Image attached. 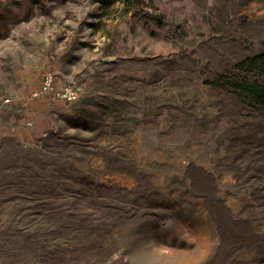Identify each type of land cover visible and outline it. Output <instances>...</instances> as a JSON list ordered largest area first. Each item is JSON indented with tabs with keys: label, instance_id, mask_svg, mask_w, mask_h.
Instances as JSON below:
<instances>
[{
	"label": "rangeland",
	"instance_id": "374dc122",
	"mask_svg": "<svg viewBox=\"0 0 264 264\" xmlns=\"http://www.w3.org/2000/svg\"><path fill=\"white\" fill-rule=\"evenodd\" d=\"M126 10L0 0V103L26 97L0 117V264H264V111L204 84L264 51V2ZM46 69L84 94L29 99Z\"/></svg>",
	"mask_w": 264,
	"mask_h": 264
},
{
	"label": "trees",
	"instance_id": "16d2710c",
	"mask_svg": "<svg viewBox=\"0 0 264 264\" xmlns=\"http://www.w3.org/2000/svg\"><path fill=\"white\" fill-rule=\"evenodd\" d=\"M118 0H98L101 6L109 7ZM131 11L144 0H120ZM152 3V0H149ZM264 2V0H262ZM152 16V15H150ZM155 17L159 20V17ZM161 21V20H159ZM236 70L222 73L212 79H205L204 84L217 89L230 90L249 107H258L264 111V51L250 58L239 61Z\"/></svg>",
	"mask_w": 264,
	"mask_h": 264
},
{
	"label": "built area",
	"instance_id": "2783aa9c",
	"mask_svg": "<svg viewBox=\"0 0 264 264\" xmlns=\"http://www.w3.org/2000/svg\"><path fill=\"white\" fill-rule=\"evenodd\" d=\"M85 91V85L82 82L73 80L65 84H60L58 75L55 71L46 69L42 74V83L38 89L32 90L29 94V99L42 98L49 96L54 100H61L66 102H73L78 100ZM26 97L21 94L6 96L0 103V117L4 110V106L10 103L19 102ZM28 125H32V121L27 122ZM43 135H47L44 132Z\"/></svg>",
	"mask_w": 264,
	"mask_h": 264
},
{
	"label": "crops",
	"instance_id": "0c3cea01",
	"mask_svg": "<svg viewBox=\"0 0 264 264\" xmlns=\"http://www.w3.org/2000/svg\"><path fill=\"white\" fill-rule=\"evenodd\" d=\"M33 114V113H32Z\"/></svg>",
	"mask_w": 264,
	"mask_h": 264
}]
</instances>
